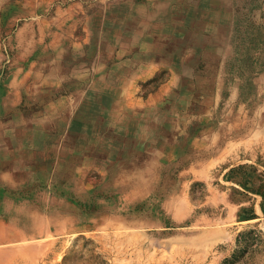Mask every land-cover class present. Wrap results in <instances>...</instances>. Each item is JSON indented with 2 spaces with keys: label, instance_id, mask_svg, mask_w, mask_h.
<instances>
[{
  "label": "rangeland",
  "instance_id": "374dc122",
  "mask_svg": "<svg viewBox=\"0 0 264 264\" xmlns=\"http://www.w3.org/2000/svg\"><path fill=\"white\" fill-rule=\"evenodd\" d=\"M0 178V264H264V0H0Z\"/></svg>",
  "mask_w": 264,
  "mask_h": 264
},
{
  "label": "crops",
  "instance_id": "0c3cea01",
  "mask_svg": "<svg viewBox=\"0 0 264 264\" xmlns=\"http://www.w3.org/2000/svg\"><path fill=\"white\" fill-rule=\"evenodd\" d=\"M2 178L4 179V177L2 176ZM1 179V178H0ZM7 179V178H6ZM11 181V180H9ZM66 186H69L68 183H66ZM22 187V186H21ZM0 188H3V189H0V195L1 196H4V198H12L11 194H9V191L5 186H0ZM63 198V197H62ZM68 200V198H67ZM64 215H66L67 213H63Z\"/></svg>",
  "mask_w": 264,
  "mask_h": 264
}]
</instances>
